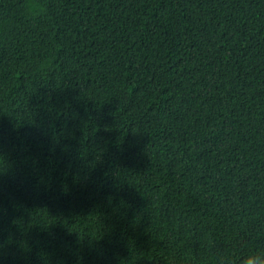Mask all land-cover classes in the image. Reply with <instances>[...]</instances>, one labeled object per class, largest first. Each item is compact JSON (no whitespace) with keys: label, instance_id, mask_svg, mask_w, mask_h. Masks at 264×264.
Instances as JSON below:
<instances>
[{"label":"trees","instance_id":"obj_1","mask_svg":"<svg viewBox=\"0 0 264 264\" xmlns=\"http://www.w3.org/2000/svg\"><path fill=\"white\" fill-rule=\"evenodd\" d=\"M0 0V264H240L264 251V0Z\"/></svg>","mask_w":264,"mask_h":264},{"label":"clouds","instance_id":"obj_2","mask_svg":"<svg viewBox=\"0 0 264 264\" xmlns=\"http://www.w3.org/2000/svg\"><path fill=\"white\" fill-rule=\"evenodd\" d=\"M26 6L29 14L41 15L46 10L41 6L39 0H26ZM184 264H188L187 259ZM240 264H264V251H254L243 257Z\"/></svg>","mask_w":264,"mask_h":264}]
</instances>
